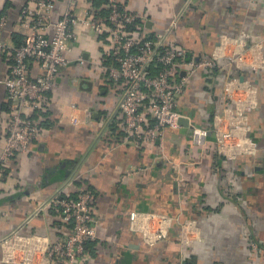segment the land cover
Returning <instances> with one entry per match:
<instances>
[{
  "label": "crops",
  "instance_id": "crops-1",
  "mask_svg": "<svg viewBox=\"0 0 264 264\" xmlns=\"http://www.w3.org/2000/svg\"><path fill=\"white\" fill-rule=\"evenodd\" d=\"M120 1L145 17L130 26L136 37H161L183 11L171 35L179 47L196 58L221 57L219 63L227 62L224 56L245 52L248 66L233 67L231 73L247 78L242 86L248 81L254 85L256 106L249 114L250 128L240 129L243 136L233 142L238 148H228L237 156L221 154L213 132L215 116L223 110V68L212 71V79L203 70L189 79L178 99L187 120L166 130L164 147L136 141L117 127L122 124L118 104L123 86L110 81L105 69L111 52L108 35L78 24L67 52L70 63L36 113L38 136L27 151L0 164V241L15 231L36 234L31 259L42 261L47 243L66 225L59 223L55 207L40 208L54 195L78 197L83 188L92 194L96 227V237L87 242L86 264H264V69H251L252 64L264 66V0ZM29 2L0 0V17H7L2 38L10 45L0 59L2 78L8 76L12 49L26 40L21 9ZM54 3L53 21L68 7L66 0ZM77 11L105 18L107 0H80ZM11 110L0 83V149ZM232 125L233 120H226L222 127ZM194 127L208 129L205 143L193 142ZM132 211L177 220L165 238L149 244L132 225ZM184 223L192 227L182 240Z\"/></svg>",
  "mask_w": 264,
  "mask_h": 264
},
{
  "label": "built area",
  "instance_id": "built-area-1",
  "mask_svg": "<svg viewBox=\"0 0 264 264\" xmlns=\"http://www.w3.org/2000/svg\"><path fill=\"white\" fill-rule=\"evenodd\" d=\"M79 1L66 0L68 7L65 13L55 21L51 20L54 0H31L21 9V24L27 30V37L22 45L13 48L8 76H0L13 111L4 145L0 149L1 165L18 153L27 151L38 136L39 126L31 119V112L47 104L48 93L55 80L70 63L67 52L72 40L77 38L74 28L78 24L95 34L108 35L111 52L105 69L110 81L123 86L118 108L125 132L136 141L164 147L166 130L178 127L183 118L178 99L189 79L200 70L212 79L211 72L223 68L227 73L222 94L223 110L215 116L213 132L218 151L228 158L237 156L234 151L228 152V148H238L233 142L243 136L238 132L240 129L244 132L250 128L249 114L256 106L251 97L254 85L248 81L247 86H242L247 78L231 73L233 67L243 70L248 66L244 51L224 56L227 59L225 63H219L221 57L196 58L171 38L183 11L174 16L161 37L139 38L128 27L145 17L129 11L120 0L107 1L105 18L80 16L77 11ZM6 23L7 17L2 15L0 59L10 49L2 38ZM251 69L258 73L264 66L252 64ZM183 71L185 73L182 74ZM226 120H233L234 125L223 129L222 124ZM208 133V129L194 127L193 142L205 143ZM250 143L255 148L256 143L251 139ZM244 149L249 151V148ZM78 194L75 200L54 195L40 208V211L47 206L58 208L61 220L68 226L58 238L47 243L42 261L33 262L30 254L32 243L38 236L15 231L0 241V264H86L90 258L86 243L96 237V227L91 192L81 188ZM130 220L143 233L146 242L153 244L167 236L177 218L168 214L132 211ZM191 227L192 223L182 225V240L186 239L185 234Z\"/></svg>",
  "mask_w": 264,
  "mask_h": 264
},
{
  "label": "trees",
  "instance_id": "trees-1",
  "mask_svg": "<svg viewBox=\"0 0 264 264\" xmlns=\"http://www.w3.org/2000/svg\"><path fill=\"white\" fill-rule=\"evenodd\" d=\"M107 1H108V0H107ZM128 30L131 31V30H130V27H128ZM20 42H21V41H20ZM24 42H25V41H24ZM24 42H23V43H24ZM23 43H19V42H18V45H16L15 47H18V46L22 45ZM12 50H13V49H12ZM12 52L14 53V51H12ZM12 57H13V56H12ZM214 71H216V70H214ZM44 106H45V104L42 105L39 109L33 110V111L31 112V115H30V116H31V119H32V120H33L38 126H39V123H38V121H37V119H36V117H37V116H36V113H39L40 110H41ZM11 113L13 114V111H12V110H11ZM12 114H11V117H12ZM121 121H122V119H121ZM117 127H118V128H119V127L123 128V123L121 124V126H117ZM39 129H40V127H39ZM119 129H120V128H119ZM123 130H124V128H123ZM5 164H6V163H4L3 165H5ZM0 168H1V166H0ZM0 171H1V170H0ZM3 174H4V176H5V173H3ZM64 198H65V199H74V200H75V199H77L78 197L72 198V197H70V196H64ZM54 209H55V210H54ZM54 209H52L53 212L59 214V210H58V208L55 207ZM59 223L62 224V225H63V224L66 225L65 223H63V221H62L61 219H59ZM67 228H68V226L66 225V230H67ZM66 230H65V231H66ZM62 233H64V232H62ZM62 233H61V234H62ZM86 245H87V243H86ZM87 248H89L88 245H87Z\"/></svg>",
  "mask_w": 264,
  "mask_h": 264
},
{
  "label": "water",
  "instance_id": "water-1",
  "mask_svg": "<svg viewBox=\"0 0 264 264\" xmlns=\"http://www.w3.org/2000/svg\"><path fill=\"white\" fill-rule=\"evenodd\" d=\"M186 120H187V119H185V118H181V119H180V121H183V122H184V121L186 122Z\"/></svg>",
  "mask_w": 264,
  "mask_h": 264
}]
</instances>
